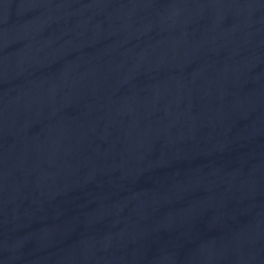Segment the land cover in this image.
Returning a JSON list of instances; mask_svg holds the SVG:
<instances>
[{"label": "water", "instance_id": "obj_1", "mask_svg": "<svg viewBox=\"0 0 264 264\" xmlns=\"http://www.w3.org/2000/svg\"><path fill=\"white\" fill-rule=\"evenodd\" d=\"M0 264H264V0H0Z\"/></svg>", "mask_w": 264, "mask_h": 264}]
</instances>
